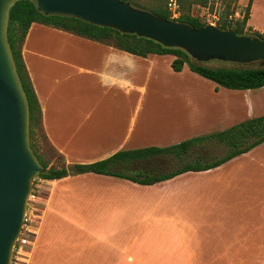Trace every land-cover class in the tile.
I'll return each mask as SVG.
<instances>
[{
	"label": "crops",
	"instance_id": "1",
	"mask_svg": "<svg viewBox=\"0 0 264 264\" xmlns=\"http://www.w3.org/2000/svg\"><path fill=\"white\" fill-rule=\"evenodd\" d=\"M245 27L264 32V0H251ZM20 53L42 132L66 165L175 143V96L186 122L202 128L195 136L264 114V85L217 86L185 64L173 71L170 54L142 57L38 22ZM149 96L168 100L155 131ZM37 189L23 264H264V141L149 185L83 172L40 178Z\"/></svg>",
	"mask_w": 264,
	"mask_h": 264
},
{
	"label": "trees",
	"instance_id": "2",
	"mask_svg": "<svg viewBox=\"0 0 264 264\" xmlns=\"http://www.w3.org/2000/svg\"><path fill=\"white\" fill-rule=\"evenodd\" d=\"M128 1L129 0H123ZM207 0H181V13L177 21L186 23L193 28L207 23L199 21L188 12L190 3L204 5ZM251 0H247L240 11V17L228 19L232 10H227L229 0H222L226 10L218 16L215 26L219 29L231 28L237 35H250L264 39V32H257L245 27L248 8ZM186 3V11L183 4ZM149 12L155 16L170 20L165 8V0H154ZM32 22H38L71 34L110 44L128 53L146 56L153 54H170L173 56L170 67L180 71L185 64L196 74L214 82L217 86L227 89H253L264 85V67H216L204 66L202 62L191 59L186 52L175 47H164L161 44L134 34L121 33L112 28L100 27L85 23L79 19L62 16H43L29 0L14 2L8 12L6 37L14 62L15 70L25 93L28 106L29 146L42 166L35 177L58 179L69 174L94 172L107 174L138 184L149 185L168 179L185 171H200L220 165L228 159L246 152L264 141V114L241 120L216 132L193 136L166 146H147L136 149L119 150L107 158L88 164H65L58 154L60 165H48L41 153L37 151L34 130L40 126V108L35 93L28 79L20 47L26 31ZM221 154H216L218 151ZM39 196V191H37Z\"/></svg>",
	"mask_w": 264,
	"mask_h": 264
},
{
	"label": "water",
	"instance_id": "3",
	"mask_svg": "<svg viewBox=\"0 0 264 264\" xmlns=\"http://www.w3.org/2000/svg\"><path fill=\"white\" fill-rule=\"evenodd\" d=\"M18 0H0V264H9L21 229L31 181L42 166L29 146L28 106L6 37L8 12ZM43 16H62L151 39L197 61L247 64L264 59V39L213 24L193 28L161 19L123 0H29Z\"/></svg>",
	"mask_w": 264,
	"mask_h": 264
},
{
	"label": "rangeland",
	"instance_id": "4",
	"mask_svg": "<svg viewBox=\"0 0 264 264\" xmlns=\"http://www.w3.org/2000/svg\"><path fill=\"white\" fill-rule=\"evenodd\" d=\"M128 2L131 6L150 11L149 7L153 6L154 0H129ZM247 0H229V7L227 10H232V13L227 16L228 19H235L240 17V11L243 6H245ZM189 9L188 12L191 16L196 17L199 21L207 23V24H213L217 22L218 16L221 12H224L226 8L224 7L222 0H207V2L204 5H199L197 3H190L189 4ZM186 3L183 4V10L186 11ZM151 13V12H150ZM204 66L210 67V68H216V67H239V66H247V67H264V59L263 60H258L254 62H250L247 64H240V63H235V62H228V61H220V60H208L205 62H202ZM195 94V93H194ZM199 95L196 94L194 96H191L194 102H197L199 99ZM159 98V96H156ZM175 100H173L176 108L172 109L171 112L174 114L175 117H171V123L174 122L175 125L169 126L171 129V132L174 136H171L168 138V140L175 139L176 142H179L183 139L191 138L199 132L198 129H202L200 127H193L190 126V122H186V119L184 118V114L182 113L183 109V98H179V96ZM147 99V98H146ZM160 100L155 101L153 96H149L148 101L144 103V111L147 112V117H146V123L151 127L152 130H156V125L158 124V118L161 116L162 118V113H164L165 110H167L168 106V100L160 97ZM138 121H141V113L138 118ZM160 122H162V119H159ZM35 133V142L37 143V151L38 153H41L43 156V159H46L48 161V165L52 164L54 166L60 165L58 162V153L50 146V144L47 142L46 139L42 137L41 130L39 128H36L34 130ZM173 141V140H172ZM174 142V141H173ZM175 142V143H176ZM223 153L221 150L218 151L216 154H221ZM40 177H34L31 181V191L34 195L37 194V184L38 180ZM36 206L38 204L37 200ZM27 203H29L27 199ZM26 203V207L28 206ZM38 207H36L33 213L34 216L30 218V221H26L27 224H29V227H31L32 222L34 221V217H36ZM23 230L20 229L19 234H21ZM23 233V232H22ZM17 236V237H18ZM16 242V240H15ZM14 242V243H15Z\"/></svg>",
	"mask_w": 264,
	"mask_h": 264
},
{
	"label": "built area",
	"instance_id": "5",
	"mask_svg": "<svg viewBox=\"0 0 264 264\" xmlns=\"http://www.w3.org/2000/svg\"><path fill=\"white\" fill-rule=\"evenodd\" d=\"M181 0H165V8L169 13V17L172 20H176V18L179 17L181 13V6H180ZM27 207L24 212L23 216V222L21 226V234L16 239V242L13 245L11 256L9 259V264H23L24 263V245H26L29 241V236L31 233V227H29V224L26 223V221H30V218L33 215L34 211L36 209V200L38 199L37 195H34L32 192H30L28 196Z\"/></svg>",
	"mask_w": 264,
	"mask_h": 264
}]
</instances>
